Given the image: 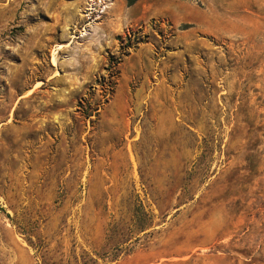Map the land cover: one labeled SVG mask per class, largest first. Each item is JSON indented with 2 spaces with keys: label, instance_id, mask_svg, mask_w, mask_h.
I'll list each match as a JSON object with an SVG mask.
<instances>
[{
  "label": "rangeland",
  "instance_id": "rangeland-1",
  "mask_svg": "<svg viewBox=\"0 0 264 264\" xmlns=\"http://www.w3.org/2000/svg\"><path fill=\"white\" fill-rule=\"evenodd\" d=\"M0 208V264H264V0H0Z\"/></svg>",
  "mask_w": 264,
  "mask_h": 264
},
{
  "label": "trees",
  "instance_id": "trees-1",
  "mask_svg": "<svg viewBox=\"0 0 264 264\" xmlns=\"http://www.w3.org/2000/svg\"><path fill=\"white\" fill-rule=\"evenodd\" d=\"M135 1H136V0H127V3L130 5V4L134 3ZM0 210L3 211L2 208H0ZM135 213L138 215L139 218H141V219H146V214H145V212H143L141 209L136 210ZM137 222H138V218H137ZM135 225H137L136 228H138V229H140V230H144V229L146 228V225H147V219L144 220V222H141V223H138V224H137L136 221H135ZM21 229H22V228H21ZM22 231H24V230L22 229ZM25 233H26V232H25ZM26 240L29 242V244H30L31 246H33V248H35V249H40V245H39L38 243H34V242L32 241V239H31V236H30L29 234H28ZM90 259H91V261H92V264H95V263H96V260H94L93 258H90Z\"/></svg>",
  "mask_w": 264,
  "mask_h": 264
}]
</instances>
